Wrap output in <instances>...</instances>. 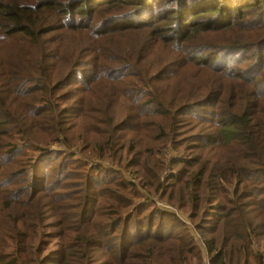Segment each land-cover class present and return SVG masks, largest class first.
Listing matches in <instances>:
<instances>
[{
  "label": "trees",
  "instance_id": "16d2710c",
  "mask_svg": "<svg viewBox=\"0 0 264 264\" xmlns=\"http://www.w3.org/2000/svg\"><path fill=\"white\" fill-rule=\"evenodd\" d=\"M70 1L0 0V51L18 48L1 63L0 94L5 79L38 64V74L23 82L33 93L22 113L33 126L29 133L49 139L37 157L24 155L29 161L16 163L24 167L17 174L28 183L25 191L15 181L0 180L5 189L15 186L14 196L7 189L0 192V264H264V72L250 79L232 74L228 84L222 83L226 73L203 81L194 70L210 72L225 64L217 57L211 62L196 59L181 92L171 87L176 83L171 60L177 54L232 49L229 18L250 22L264 12V0ZM154 4L162 17L154 25L129 19L123 28L100 32L106 20L123 21L132 14L144 20L142 10ZM45 17L49 31L43 30ZM67 27L99 34L92 37L94 62L64 75L61 39L44 38ZM263 30L260 22L251 32L264 35ZM197 36L204 39L193 40ZM101 39L108 42L99 43ZM115 50L127 67L118 76L108 59ZM137 53L141 60L134 59ZM160 53L166 56L160 58ZM64 77L77 81L78 89L70 95L74 107L48 117L61 102ZM235 88L242 93L232 101ZM108 91L113 93L109 104L104 101ZM209 95L217 101L208 103L214 111L204 116L198 107ZM5 106L0 125L8 120ZM201 128L213 133L201 134ZM245 154L250 160L241 157ZM1 161L6 171L0 169V175L10 164ZM39 169L61 179L52 191L56 205L51 213L43 205L49 187L26 198ZM104 197L103 205L90 210ZM59 212L64 218L59 219ZM68 218L72 223L66 225ZM48 219H55L54 228L61 232L44 240ZM188 223L201 239L189 234ZM167 227L171 229L165 231ZM53 238L66 241L52 255L46 251Z\"/></svg>",
  "mask_w": 264,
  "mask_h": 264
},
{
  "label": "rangeland",
  "instance_id": "374dc122",
  "mask_svg": "<svg viewBox=\"0 0 264 264\" xmlns=\"http://www.w3.org/2000/svg\"><path fill=\"white\" fill-rule=\"evenodd\" d=\"M84 2L88 0H82ZM75 2V0H71L70 3ZM166 3H171V0H167ZM156 4L152 5V9H145L142 10L141 14L143 15L142 20L140 17H136L135 14H132L131 17L126 18L122 21V18H118L117 20H106L102 23L100 27V32L106 31L110 28H119L122 27L125 24H129V19L135 20L137 25H154L158 22V17H161V14L159 12H155ZM136 9H139L142 7V5L137 4L135 6ZM142 9V8H141ZM190 16H187L185 18V21L188 20ZM233 18V17H232ZM229 18L230 22L233 24V31L231 33V39H233L232 46L233 48L230 50H223L222 48L221 53L218 52H207L204 54H198L202 53L203 50H199L198 53H193L189 51L188 49L182 50L179 54H177V58L175 60H171V63L173 65L172 68V78L175 79L176 83H174L171 87L175 89L176 91L181 92L183 88V82H186L189 79V76L187 75V71L191 70L193 65V62L196 59H202L206 61H213L216 57L220 61H222L225 65L219 66L212 71L208 72L204 69L194 70L195 73H198L200 75H203V81L206 77H212V76H220L222 73L228 74V76L222 81L224 84L231 83L229 77H231L232 74H241L245 78L250 79L253 76L259 75L260 72H264V35H255L252 33L253 24H258L260 22L264 23V12H258L256 15L250 18V22L246 20V18L238 19V18ZM219 21H229L227 18L224 20L222 18H217ZM44 25L45 27L43 30H50V22L49 18H44ZM85 27H88V23H84ZM250 26V32H247L246 29ZM74 27H67L57 32H49V35L46 36L44 39L48 40L49 42H54L58 39H61L62 46L60 47V55L65 60V66H64V75L69 72L70 69L82 65L84 66L82 69H85V66H87L90 62H94V56H92V51L95 49L94 47H91L92 44V37L94 34H99L94 31H88V30H82L81 33H75L73 30ZM264 31V30H263ZM4 37L0 35V41L3 40ZM204 39L202 36H197L193 40H201ZM110 40V39H109ZM108 42L107 40L101 39L99 43H105ZM152 44L148 45V48L152 49ZM18 48L15 49H9L8 51H0V66L3 61V59L11 54H14L17 51ZM216 54H219V56H216ZM103 55L102 52L97 55V59L100 63V57ZM171 55V54H169ZM122 56L121 52L119 50L113 51L111 54H109V61L113 64H110L113 68L112 74L115 76L120 75L121 73L126 72L125 69H127L126 65L119 60V58ZM166 56L165 53H160L159 57L164 58ZM142 55L140 53H137L134 55V59L140 58L142 59ZM111 63V62H108ZM55 65L56 62H53ZM145 66H149L146 62L144 63ZM230 68H238L240 71H230ZM39 65L33 64L31 67L26 68L19 76L12 75L9 76L6 80V86L3 88L5 89V92H1V96L6 97L0 100V111L3 109V104L7 103L9 108L5 106L6 112L5 117L8 119L4 124L0 125V159L3 158L7 161H10V164L8 166V172L2 173L0 175V180L5 181H15L20 189V191H25L28 183L25 182V180L18 176V171L24 169L23 166L17 167L16 163L18 161H29L26 158H24V155H28L30 159H34L38 156V151L41 150L43 147L44 142H49V139L47 138H39L35 137L32 133H29L33 126L25 122V116L23 115L22 111L28 109V102L31 100L32 89L27 87L24 81L31 79L35 75L38 74ZM84 71V70H83ZM18 77L21 79L18 80ZM70 79V77H68ZM71 81V80H70ZM69 81V82H70ZM66 82V78H62L60 81V88L61 91L58 93V97L61 96V102L58 105V109L56 112L48 114V117H53L57 115L62 110H67L70 108L69 105H71V108L74 107L73 104H70L72 101H75L74 98L70 99L71 93H75L77 91V81L73 80L69 83ZM68 83V84H67ZM248 83L244 84V89L248 90L249 88ZM262 89H264V84H262ZM127 88L123 89V93ZM235 95L232 101H235L238 96L242 93L240 88H235ZM107 97L106 100H104L107 104L113 102V93L112 92H105L104 93ZM208 101L205 104H201V106L198 107L200 109L201 113L204 114V116L214 111V108L212 106H209L208 103L210 101H217V98H214L213 95H209L206 98ZM214 99V100H213ZM204 105V106H203ZM7 113V114H6ZM201 134H209L213 133L211 130H205L204 128H201L198 130ZM222 146L229 148L222 142ZM7 147H16V151L9 150L6 153ZM10 149V148H8ZM53 149V148H52ZM77 150H80L79 147H76ZM231 149V148H229ZM234 153V152H233ZM56 157V156H53ZM243 159L250 160V156L248 154H245L244 156H241ZM0 160V169H4L2 166V161ZM4 171H6L4 169ZM33 177L35 178V186L32 187L30 190H27V195H29L26 198H30L34 195L35 191L41 187H49L50 193L49 194H43V197H45L44 200V209L48 213H51L55 208L56 202L54 200V192L53 189L58 185L57 181H60V178H57V175L48 174L46 171H41L40 169L36 172H33ZM48 178L49 182L46 183V179ZM15 187V186H14ZM14 187L6 188L7 191H10L8 194L9 197L14 196ZM5 188L0 186V192H3L6 190ZM246 193V192H245ZM250 193V190L248 191ZM246 193L247 195H249ZM106 197L100 198L95 200V203L90 207V210L99 208V206L103 205L106 201ZM164 206L162 203H158V206ZM165 207V206H164ZM166 208V207H165ZM4 213L7 218L11 221H15L14 217L12 216L13 212H7L4 208ZM144 214L148 212H143ZM59 219L64 218L63 212H59ZM170 220H175V218H169ZM72 220L67 219L66 225L71 224ZM178 221V220H175ZM157 223V222H156ZM35 223H33V227H35ZM58 223L55 221V219H48L45 232L46 237H44V240H47L46 238L50 235H57L61 232L60 228H54L57 226ZM172 228H174L172 226ZM171 227H167L164 229L165 231L170 230ZM122 230V227L117 229V232H120ZM188 230L189 234L192 236H195V239L197 241L201 239V235L196 231L194 228V224L188 223ZM74 233V232H70ZM182 234H185V230L180 229V232ZM64 241H66V238H53L49 240V246L47 248L46 253L54 254L56 251H58L61 247L64 246ZM207 256V254H206ZM205 256V257H206Z\"/></svg>",
  "mask_w": 264,
  "mask_h": 264
},
{
  "label": "built area",
  "instance_id": "2783aa9c",
  "mask_svg": "<svg viewBox=\"0 0 264 264\" xmlns=\"http://www.w3.org/2000/svg\"><path fill=\"white\" fill-rule=\"evenodd\" d=\"M159 207H160V209H162V210H166V208H165L164 206H162V205H160ZM206 258H207V257H206ZM206 264H210L208 260L206 261Z\"/></svg>",
  "mask_w": 264,
  "mask_h": 264
},
{
  "label": "crops",
  "instance_id": "0c3cea01",
  "mask_svg": "<svg viewBox=\"0 0 264 264\" xmlns=\"http://www.w3.org/2000/svg\"><path fill=\"white\" fill-rule=\"evenodd\" d=\"M204 255L206 256V253H204ZM207 257V256H206Z\"/></svg>",
  "mask_w": 264,
  "mask_h": 264
}]
</instances>
